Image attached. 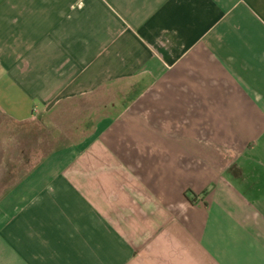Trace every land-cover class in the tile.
Returning a JSON list of instances; mask_svg holds the SVG:
<instances>
[{
  "label": "crops",
  "instance_id": "0c3cea01",
  "mask_svg": "<svg viewBox=\"0 0 264 264\" xmlns=\"http://www.w3.org/2000/svg\"><path fill=\"white\" fill-rule=\"evenodd\" d=\"M94 96L0 264H264V0H0V113Z\"/></svg>",
  "mask_w": 264,
  "mask_h": 264
},
{
  "label": "rangeland",
  "instance_id": "374dc122",
  "mask_svg": "<svg viewBox=\"0 0 264 264\" xmlns=\"http://www.w3.org/2000/svg\"><path fill=\"white\" fill-rule=\"evenodd\" d=\"M98 99L94 96L92 101L62 103L48 115L24 123H16L0 113V211L5 195L18 188L22 179L46 159L82 138L87 113L96 111L97 104L105 102L100 96ZM93 119L92 116L89 120Z\"/></svg>",
  "mask_w": 264,
  "mask_h": 264
}]
</instances>
